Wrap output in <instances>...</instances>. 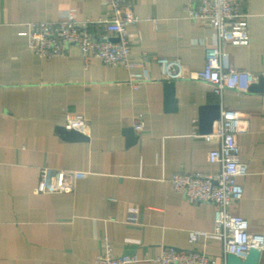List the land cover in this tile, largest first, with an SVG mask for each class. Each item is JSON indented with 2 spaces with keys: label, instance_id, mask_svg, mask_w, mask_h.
<instances>
[{
  "label": "crops",
  "instance_id": "obj_1",
  "mask_svg": "<svg viewBox=\"0 0 264 264\" xmlns=\"http://www.w3.org/2000/svg\"><path fill=\"white\" fill-rule=\"evenodd\" d=\"M188 0H134L140 19L131 26L133 54H146L153 78L135 88L128 71L98 58L89 64L77 47L66 57L30 50L28 23L113 15L105 0H0V264H96L108 238L129 264H157L164 247L205 250L226 260L222 242L210 234L215 205L192 203L170 184L176 172H216L208 160L218 146L198 134L205 105L232 108L249 122L238 136L248 164L243 197L234 214L249 230L264 233V91L225 89L217 95L196 77L214 45L215 28L188 16ZM249 44L224 45L227 64L264 75V0H249ZM97 24L91 26L97 30ZM155 55L178 59L181 77ZM260 78L254 83L259 84ZM174 80L176 106L169 109L166 82ZM82 113L88 140H64L68 113ZM142 115L141 133L133 119ZM198 130V134L197 131ZM65 174L73 187L39 190ZM206 232L191 240V232ZM259 264H264L262 251Z\"/></svg>",
  "mask_w": 264,
  "mask_h": 264
},
{
  "label": "built area",
  "instance_id": "obj_2",
  "mask_svg": "<svg viewBox=\"0 0 264 264\" xmlns=\"http://www.w3.org/2000/svg\"><path fill=\"white\" fill-rule=\"evenodd\" d=\"M112 8L113 15L108 19H80L72 12L59 20L31 21L28 23V45L31 51L47 58L66 57L72 47H77L86 64L98 58L110 66H122L128 71V82L135 88L151 80L153 75L146 54L136 57L133 54L134 34L131 26L140 19L135 14L134 0H105ZM249 0H188L186 12L195 20H207L215 28L214 45L206 48L205 65L196 72V77L212 85L217 95L225 89L248 90L259 77L247 68H234L227 64L224 45L249 44V13L245 10ZM97 24V30L91 26ZM162 66L175 69L173 77H181L180 62L155 55L151 58ZM145 125L142 115L133 119V129L141 133ZM64 126L68 129L89 134L90 124L82 113L70 112ZM249 122L240 117L236 110L221 109L209 133L197 134L208 141H217L218 146L209 150L208 160L219 165L216 172H176L170 178L171 186L192 203L211 202L215 205V227L211 236L218 238L226 257L233 253L246 258L251 248L264 251V233L249 230L247 218L234 214L232 205L239 201L245 192L240 181L247 176L248 164L243 162L238 136L247 131ZM53 184H49V170H42L39 190L65 191L73 187L65 174ZM264 175V164L261 169ZM206 232H191V240L196 241ZM132 257L115 254L108 238L104 250L97 255L96 264H129ZM157 264H227L205 250L183 249L175 246L164 247L155 259Z\"/></svg>",
  "mask_w": 264,
  "mask_h": 264
},
{
  "label": "water",
  "instance_id": "obj_3",
  "mask_svg": "<svg viewBox=\"0 0 264 264\" xmlns=\"http://www.w3.org/2000/svg\"><path fill=\"white\" fill-rule=\"evenodd\" d=\"M250 89L264 91V76L260 78L259 84H252ZM166 101L169 109H174L176 106L175 85L174 80L166 82ZM221 105L219 103L205 105L201 108L200 125L201 131L209 133L213 129L216 119L220 117ZM64 140H88V135L62 126L58 131ZM262 251L257 248H251L246 258H241L236 254L230 253L227 255V264H259Z\"/></svg>",
  "mask_w": 264,
  "mask_h": 264
}]
</instances>
